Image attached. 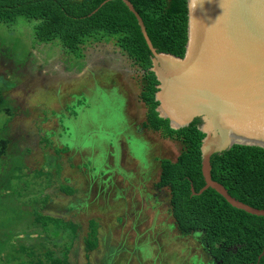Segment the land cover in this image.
<instances>
[{
	"label": "rangeland",
	"instance_id": "374dc122",
	"mask_svg": "<svg viewBox=\"0 0 264 264\" xmlns=\"http://www.w3.org/2000/svg\"><path fill=\"white\" fill-rule=\"evenodd\" d=\"M27 23L0 24V264L48 251L68 264L216 263L156 187L160 160L176 161L182 145L146 126L145 71L114 38L76 58L36 43ZM92 226L98 245L87 250Z\"/></svg>",
	"mask_w": 264,
	"mask_h": 264
},
{
	"label": "trees",
	"instance_id": "16d2710c",
	"mask_svg": "<svg viewBox=\"0 0 264 264\" xmlns=\"http://www.w3.org/2000/svg\"><path fill=\"white\" fill-rule=\"evenodd\" d=\"M128 1L142 19L157 52L183 58L188 42L187 0ZM26 21L36 43H54L76 58L82 57V49L89 42L116 40L117 46L145 71L140 99L148 109L146 126L182 145L176 161L160 160L156 184L158 189L169 190V203L178 230L184 235L201 232V243L215 260L214 264H264V216L231 206L214 189L201 192L206 182L201 151L205 134L199 129L200 118H195L189 126L173 129L170 121L156 111L159 82L151 71L153 54L137 17L124 1L0 0V24L13 27ZM211 177L240 202L264 210L263 148L234 145L213 155ZM63 189L67 194L72 192L69 188ZM38 221L45 228L54 224L63 230H75L74 224L52 217L39 215ZM85 245L87 250H94L98 245L94 226ZM22 251L30 253L25 248ZM67 256L64 253L58 257L48 251L44 256L46 261L19 264H68Z\"/></svg>",
	"mask_w": 264,
	"mask_h": 264
},
{
	"label": "water",
	"instance_id": "95a60500",
	"mask_svg": "<svg viewBox=\"0 0 264 264\" xmlns=\"http://www.w3.org/2000/svg\"><path fill=\"white\" fill-rule=\"evenodd\" d=\"M123 1L137 17L153 54L159 116L168 119L173 129L200 118L206 182L201 192L214 189L231 206L264 216V210L240 202L211 177L213 155L234 145L264 149V0H187L188 42L183 58L157 52L133 5ZM171 64H180V73L176 83L167 84Z\"/></svg>",
	"mask_w": 264,
	"mask_h": 264
},
{
	"label": "bare ground",
	"instance_id": "6f19581e",
	"mask_svg": "<svg viewBox=\"0 0 264 264\" xmlns=\"http://www.w3.org/2000/svg\"><path fill=\"white\" fill-rule=\"evenodd\" d=\"M171 69L167 72V84H172L177 82L178 74L180 73L179 66L180 64H171ZM179 71V72H178ZM176 76V77H175ZM169 78V79H168Z\"/></svg>",
	"mask_w": 264,
	"mask_h": 264
}]
</instances>
